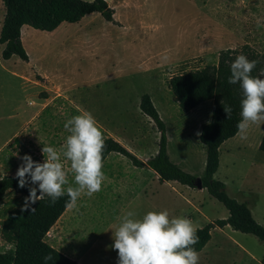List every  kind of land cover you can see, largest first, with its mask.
<instances>
[{"label": "rangeland", "instance_id": "obj_1", "mask_svg": "<svg viewBox=\"0 0 264 264\" xmlns=\"http://www.w3.org/2000/svg\"><path fill=\"white\" fill-rule=\"evenodd\" d=\"M124 1L115 0L122 25L99 13L63 22L56 31L24 25L21 36L28 61L0 55V177L15 174L25 154L43 162V144L59 150L69 135L64 124L83 111L94 115L107 137L148 158L156 152L160 134L139 110L143 93L150 95L165 122L170 159L189 173L202 174L205 150L197 133L210 119L212 101L182 112L167 80L183 70L216 63L226 48L247 43L264 53V27L256 26L257 18L264 21V0ZM4 12L0 0V27ZM262 132L264 124L251 125L246 139L239 135L227 141L214 178L225 182L228 195L244 199L264 225V152L258 149ZM63 164L75 186L70 162ZM144 170L112 152L104 159L108 179L102 190L92 197L82 195L76 206L66 208L62 221L69 223L64 231L86 263L108 264V257L118 262L110 228L129 210L142 217L167 209L198 227L207 219L227 217L225 207L206 189L187 190L180 183L177 191L175 184L155 186ZM129 184L132 189L125 190ZM25 198L8 190L0 201V251L13 248L2 237V224L10 209L25 207ZM243 245L258 260L264 255V244L256 236L214 227L199 251V264H254Z\"/></svg>", "mask_w": 264, "mask_h": 264}, {"label": "trees", "instance_id": "obj_2", "mask_svg": "<svg viewBox=\"0 0 264 264\" xmlns=\"http://www.w3.org/2000/svg\"><path fill=\"white\" fill-rule=\"evenodd\" d=\"M2 4L5 10L0 27L2 59L17 55L22 60L28 61L29 56L21 40L23 25L52 31L62 22L75 23L92 12H99L106 21L119 24L114 19V9L106 0H2ZM240 54L246 55L249 60L259 61L252 72L253 76L259 75L260 70L264 69V53L257 52L249 44L244 43L235 48L220 50L217 62L214 64L183 70L167 80L168 87L176 97L182 112H188L205 101H212L210 119L201 123L199 132V140L205 150V164L200 176L185 171L170 159L167 152L165 122L148 93L140 96L138 106L141 113L148 116L159 131L156 153L142 160L119 141L108 137L107 148L103 154L104 159L112 152L121 154L136 167L152 169L160 181L174 180L195 187L196 178H200L202 187L210 196L222 203L228 210V216L198 227L199 243L194 246L197 251L209 241L213 227L224 225H229L232 229L243 233H250L264 244V226L254 219L245 202L228 195L225 184L214 178L219 165V147L226 139L238 132L237 124L242 119L240 115L242 88L239 83H228L231 75L230 65ZM221 100L232 107L231 119H227ZM258 149L264 152V134ZM16 173L17 171L13 175L0 177V201L8 190L25 197L29 196V189L33 185L29 182L25 187H19ZM68 200L69 197L65 195L53 204L50 198L46 197L37 200L34 204L28 202L27 209L25 207L10 209L2 224V237L13 245V248L0 251V264H80L44 240L49 229L66 210ZM33 208L35 211H32ZM49 253L53 258L45 262L44 257ZM260 264H264V256Z\"/></svg>", "mask_w": 264, "mask_h": 264}, {"label": "clouds", "instance_id": "obj_3", "mask_svg": "<svg viewBox=\"0 0 264 264\" xmlns=\"http://www.w3.org/2000/svg\"><path fill=\"white\" fill-rule=\"evenodd\" d=\"M256 26L264 27V21L257 18ZM258 63L240 54L230 65L228 83H239L243 92L242 119L237 124L241 139L247 138L251 125L264 124V69L257 76L252 75ZM221 104L227 119H231L232 107L223 100ZM64 129L69 135L59 150L43 144V162L34 160L30 154L21 157L23 162L16 173L19 187L29 182L33 185L25 198V209L28 202L34 204L47 197L54 204L65 195L69 197L66 207H74L82 195L92 197L100 192L108 179L103 171L108 137L94 115L83 111L68 119ZM63 160L70 162L75 186L69 181ZM116 219L118 223L110 229L114 240L111 247L118 251V264H199L200 253L194 247L199 243V228L190 218L175 216L165 209L148 211L142 217L129 210ZM52 258L49 253L44 261Z\"/></svg>", "mask_w": 264, "mask_h": 264}, {"label": "crops", "instance_id": "obj_4", "mask_svg": "<svg viewBox=\"0 0 264 264\" xmlns=\"http://www.w3.org/2000/svg\"><path fill=\"white\" fill-rule=\"evenodd\" d=\"M106 2L109 4V5H111L112 7H114V19L116 20V21H118V25H122V23L120 22V20H118V12H117V10H116V8H115V0H106ZM124 4H127L128 5V1L127 0H125L124 2H123ZM92 13H99V12H92ZM92 13H89V14H92ZM89 14H86L85 16H87V15H89ZM100 14V13H99ZM101 15V14H100ZM84 16V17H85ZM84 17H82V18H84ZM81 18V19H82ZM80 19V20H81ZM79 20V21H80ZM3 21V20H2ZM63 23V22H62ZM62 23L57 27V28H55L54 30H52V31H56L57 29H59L60 27H61V25H62ZM68 23V22H67ZM112 23V22H111ZM114 24V23H113ZM24 26V25H23ZM24 27H21V29H23ZM21 40H22V36H21ZM1 47V46H0ZM204 49V48H203ZM171 63H173V62H171ZM39 76H40V78L42 77H44L45 75H43V74H38ZM43 75V76H42ZM140 99V98H139ZM152 100V99H151ZM138 104H139V100H138ZM140 110V109H139ZM192 110V109H191ZM201 126V125H200ZM200 132V131H199ZM238 133V132H237ZM235 134L234 136H232V137H230V138H228V139H226L221 145H220V147H219V157H220V152H221V149H222V147L224 146V145H226V143H228L229 141H233L234 139H236L239 135L238 134ZM263 134H264V132H262L261 133V135H260V137L262 138V136H263ZM199 136V135H198ZM261 138H260V140H261ZM228 141V142H227ZM201 143V142H200ZM202 144V143H201ZM229 146H227V148H228ZM157 151V150H156ZM168 152V151H167ZM156 153V152H155ZM154 153V154H155ZM153 154V155H154ZM169 155V154H168ZM137 156V155H136ZM138 157V156H137ZM150 157V156H149ZM148 157V158H149ZM148 158H145V159H142V160H146V159H148ZM141 159V158H140ZM219 160H220V158H219ZM176 163V162H175ZM204 164H205V162H204ZM179 165V164H178ZM134 166V165H133ZM219 166V165H218ZM139 168H144V167H139ZM145 170L144 171H146V172H148L149 171V173H150V181H151V183L153 184V185H155L156 186V183L158 184V185H160V186H162V185H164V184H168V183H170L171 184V187H174V186H172V185H176V191L178 190V185H179V182H177V181H174V180H169V181H166V180H164V181H160L159 180V178H158V175L152 170V169H149V168H144ZM218 169V168H217ZM216 173H217V170H216V172L214 173V177L216 176ZM201 175V174H200ZM199 174H198V176H200ZM219 180V179H218ZM223 182V181H222ZM224 184H225V182H223ZM151 185V184H150ZM181 185H184V184H181ZM190 186H188V185H184V188L185 189H187V188H189ZM225 188H226V184H225ZM127 189H132V187H131V184H129L128 185V187L125 189V190H127ZM202 189V188H201ZM205 189V188H204ZM188 190V189H187ZM238 193V192H237ZM212 197V196H211ZM183 198V197H182ZM234 198V197H233ZM215 199V198H214ZM236 199V198H235ZM237 200V199H236ZM240 202H245L246 203V201L244 200V199H242V198H240ZM239 201V200H238ZM222 204V203H221ZM247 204V203H246ZM170 205H173V200H170ZM248 206V205H247ZM249 207V206H248ZM226 209V208H225ZM250 209V208H249ZM227 210V209H226ZM186 210H184V211H181V212H185ZM251 211V210H250ZM65 212V211H64ZM64 212L62 213V215L57 219V221L54 223V225L49 229V231L47 232V234H46V236L44 237V240L49 244V245H51L52 247H54V248H56L58 251H60V252H62L63 254H65L66 256H68V257H70V258H72V259H74V260H76L78 263H80V264H88V263H86L85 261H84V259L81 257V253H79V252H77V251H75V250H72L73 248V246L71 245L72 243H73V241L74 240H72V241H70L71 240V235H70V237L68 236L69 234L68 233H66L64 230H65V228L68 226V221H62V217H63V214H64ZM198 212H199V215H202L200 212H202V209H201V207H199L198 208ZM227 212H228V210H227ZM251 213H252V211H251ZM184 215V214H183ZM228 216V215H227ZM252 216H253V214H252ZM254 217V216H253ZM224 218H226V217H224ZM216 219H220V218H216ZM254 219H255V217H254ZM208 221L206 222V223H208V222H212L213 220H215V219H207ZM257 221V220H256ZM259 222V221H258ZM205 223V224H206ZM263 225V224H262ZM203 226V225H202ZM264 226V225H263ZM201 227V226H200ZM215 227H218V226H215ZM223 227H230L229 225H224ZM223 227H219V228H223ZM214 228V227H213ZM212 230V229H211ZM234 230V229H233ZM210 233H211V231H210ZM250 234V233H249ZM63 235H65V236H68L67 238H63L62 236ZM72 237H73V235H72ZM74 237H75V235H74ZM210 239H211V237H210ZM209 239V240H210ZM69 241H70V243H69ZM209 242V241H208ZM207 242V243H208ZM206 243V244H207ZM205 244V245H206ZM205 247V246H204ZM203 247V248H204ZM202 248V249H203ZM201 249V250H202ZM241 249L244 251V253L248 256V257H250L251 258V260L254 262V264H260V260L261 259H256V257H254V255H253V253H252V251L248 248V247H246V246H242L241 247ZM201 250H199V251H201ZM198 251V252H199ZM205 256V258H207L208 256L205 254L204 255ZM264 256V255H263ZM262 256V257H263ZM261 257V258H262ZM108 264H118V262H115L114 260H112L110 257H108Z\"/></svg>", "mask_w": 264, "mask_h": 264}, {"label": "water", "instance_id": "obj_5", "mask_svg": "<svg viewBox=\"0 0 264 264\" xmlns=\"http://www.w3.org/2000/svg\"><path fill=\"white\" fill-rule=\"evenodd\" d=\"M195 186L199 189L203 188L202 187V183L199 177L196 178L195 182H194Z\"/></svg>", "mask_w": 264, "mask_h": 264}]
</instances>
